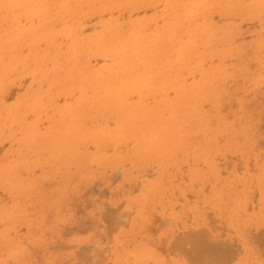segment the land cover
<instances>
[{"label": "rangeland", "instance_id": "rangeland-1", "mask_svg": "<svg viewBox=\"0 0 264 264\" xmlns=\"http://www.w3.org/2000/svg\"><path fill=\"white\" fill-rule=\"evenodd\" d=\"M0 13V264H192L188 234L264 264V0Z\"/></svg>", "mask_w": 264, "mask_h": 264}, {"label": "bare ground", "instance_id": "bare-ground-1", "mask_svg": "<svg viewBox=\"0 0 264 264\" xmlns=\"http://www.w3.org/2000/svg\"><path fill=\"white\" fill-rule=\"evenodd\" d=\"M96 4H97V3H96ZM62 7H63V6H62ZM159 8H160V6H159ZM179 8H180V7H179ZM14 12H15V11H14ZM150 12H151V11H150ZM140 13H143V12H140ZM146 13H148V12H146ZM158 13H159V12H158ZM0 14H1V13H0ZM107 15H108V14H107ZM113 15H114V14H113ZM139 15H140V14H139ZM125 16H126V15H125ZM132 16H133V15H132ZM104 17H105V15H104ZM105 18H106V17H105ZM95 19H96V18H95ZM213 19H217V18L215 17V18H213ZM119 20H120V18H119ZM86 23H87V22H86ZM159 23H160V22H159ZM255 24H256V22H255ZM3 26H4V25H3ZM25 26H26V25H25ZM252 26H255V25L253 24ZM243 27H244V25H243ZM256 27H257V26H256ZM20 28H21V26L19 27L18 30H20ZM90 30H91V29H90ZM15 31H17V30H15ZM86 31H88V30H86ZM86 31H83V32H86ZM13 32H14V31H13ZM98 61H100V60H98ZM150 65H151V64H150ZM140 66H142V64H141ZM140 66H139V69H142V68H140ZM129 68H130V67H129ZM129 68L127 67V68H125V70H126V71H129ZM149 68H150V70H151V66H150ZM127 69H128V70H127ZM135 71H136V70H135ZM153 71L155 72V70H153ZM139 72H141V71L139 70ZM151 72H152V71H151ZM151 72L149 71V73H151ZM146 73H147V72H146ZM131 74H132V73H131ZM151 74H152V73H151ZM127 75H129V74H127ZM117 76H118V74H117ZM131 76H132V75H131ZM131 76H129V77L127 76V78H131ZM115 77H116V76H115ZM118 77H119V76H118ZM132 77H134V75H133ZM134 79H135V78H134ZM132 80H133V79H132ZM129 81H130V80H129ZM26 82H27V81H26ZM26 82H25V83H26ZM130 82H131V81H130ZM140 85H141V84H140ZM124 86H126V87H124ZM124 86H122V87L126 89V88H127V85H124ZM128 86L130 87V85H128ZM134 86L136 87V85H134ZM138 87H140V86L138 85ZM119 88H120V86H118L117 89H119ZM132 88H133V87H132ZM145 88H146V87H145ZM148 88H149V87H148ZM127 89H129V88H127ZM139 89H140V88H139ZM149 89H150V88H149ZM149 89H148V90H149ZM14 90H15V89H14ZM14 90H13V91H14ZM109 90H110V89H109ZM112 90H113V89H112ZM135 90H136V89H135ZM146 90H147V88H146ZM152 90H153V89H152ZM120 91H121V90H120ZM129 91H130V90H129ZM156 91H157V90H156ZM174 91H175V90H174ZM118 92H119V91H118ZM136 92H137V90H136ZM148 92H149V91H148ZM150 92H151V91H150ZM150 92H149V93H150ZM152 92H153V91H152ZM152 92H151V93H152ZM12 93H13V92H12ZM120 93H121V92H119V94H120ZM133 93H134V92H133ZM138 93H139V92H138ZM138 93H136V94H138ZM143 93H144V92H143ZM149 93H148V94H149ZM171 93H172V92H171ZM171 93H170V94H171ZM127 94H128V92H127ZM131 94H132V93H131ZM146 94H147V93H146ZM170 94H169V95H170ZM121 95H122V94H121ZM124 95H125V94H124ZM133 95H134V94H133ZM139 95H140V93H139ZM171 95H172V94H171ZM171 95H170V96H171ZM125 96H126V95H125ZM130 96H131V95H128V97H130ZM136 96H137V95H136ZM140 96L142 97V95H140ZM148 96H149V95H148ZM152 96H153V95H152ZM170 96H169V97H170ZM197 96H198V95H197ZM11 97H12V96H11ZM114 97H115V96H114ZM120 97H124V96L122 95V96H120ZM120 97H117V98H120ZM146 97H147V96H146ZM153 97H154V96H153ZM169 97H168V98H169ZM125 98H126V97H125ZM125 98H124V99H125ZM137 98H138V97H137ZM137 98H136V99H137ZM143 98H144V97H142V98H140V99L142 100ZM147 98H148V97H147ZM8 99L11 100V99H10V96H9ZM8 99H5V100H8ZM132 99H133V97L131 96L129 100L132 101ZM134 99H135V98H134ZM134 99H133V100H134ZM138 99H139V98H138ZM138 99H137V100H138ZM67 100H68V99H67ZM125 100H127V99H125ZM137 100H136V101H137ZM150 100H152V97H151ZM156 100H157V99H156ZM156 100L153 101V103L156 102ZM117 101H119V100H117ZM142 101H143V100H142ZM144 101H145V100H144ZM144 101H143V102H144ZM60 102H61V101H60ZM146 102H148V101H146ZM146 102H144V103H146ZM117 103H118V102H117ZM130 103H131V102H130ZM119 104H120V103H119ZM132 104H133V103H132ZM142 104H143V103H141V105H142ZM154 104H155V103H154ZM133 105H134V104H133ZM149 105H150V104H149ZM149 105H148V108H150ZM92 106H94V105H92ZM116 106H117V105H116ZM131 106H132V105H131ZM157 106H158V105H157ZM151 107H153V108L155 109V105H153V106H151ZM146 110H148V109H146ZM84 112H85V111H84ZM28 118H29V117H28ZM107 129L109 130V128H107ZM114 129H115V128H114ZM116 130H118V131H116V132H120V131H121L120 129H116ZM100 131H101V130H100ZM100 131H98V132H100ZM105 131H106V130H105ZM102 132H103V131H102ZM107 132H108V131H107ZM110 132H111V130H110ZM110 132H108L109 135H110ZM113 132H114V131H113ZM116 132H114V133H116ZM122 132H123V131H122ZM94 133H95V132H94ZM96 133H97V132H96ZM104 133L106 134V132H104ZM120 133H121V132H120ZM92 135H93V133H91V137H90V138H92ZM100 135H101V134H100ZM109 135H107L106 137H108ZM116 135H117V134H116ZM116 135H115V137H114V136H112V137H114V138L119 137V136H116ZM120 135H121V134H120ZM96 136H98V138H99V133L96 134ZM102 137H103V136H102ZM114 138H113V139H114ZM121 138H122V136H121ZM99 139H100V141H102V140H101V137H100ZM108 139H110V138H108ZM113 139H112V140H113ZM92 140H93V141H91V142H94L95 139L92 138ZM116 140H117V139H116ZM116 140H115V141H116ZM121 140H122V139H121ZM77 141H78V140H77ZM87 141L89 142V140H87ZM87 141H86V143H88ZM100 141H99V142H100ZM109 141H110V140H109ZM115 141H114V142H115ZM133 141H134V140H133ZM133 141H131V142H133ZM131 142H130L129 144H131V146H132V143H131ZM95 143L97 144V142H94V144H95ZM101 143H102V142H101ZM104 143H105V142H104ZM104 143H103L102 145H104ZM107 143H108V142H107ZM109 143H110V142H109ZM117 143H119V141H118ZM122 143H123V142H122ZM125 143H126V142H125ZM139 143H140V142H138V144H139ZM89 144H90V143H89ZM99 144H100V143H99ZM123 144H124V143H123ZM129 144H128V145H129ZM111 145H112V142H111ZM114 145H116V144L114 143ZM139 145H140V144H139ZM139 145H138V147H139ZM106 146H107V145H106ZM108 146H109V147H106V150L109 149V148L111 147L110 144H108ZM131 146H130V147H131ZM101 147H102V146H101ZM117 147H118V146H117ZM119 147H120V145H119ZM125 147H126V146H125ZM125 147H124V149H126ZM127 147L129 148V146H127ZM90 148H91V147H90ZM90 148H89V149H90ZM135 148H137V147H135ZM96 149L98 150V148H96ZM99 149H100V148H99ZM101 149H102V148H101ZM101 149H100V151H102ZM111 149H112V148H111ZM116 149H117V148H116ZM133 149H134V148H133ZM93 150H95L94 147H93ZM104 150H105V149H104ZM104 150H103V151H104ZM112 150H113V149H112ZM114 150H115V149H114ZM130 150H132V148H130ZM107 151H108V150H107ZM107 151H106V152H107ZM132 151H134V150H132ZM132 151H131V152H132ZM92 152H93V151H92ZM114 152H115V151H114ZM123 152H125V151L123 150ZM127 152H128V151H127ZM127 152H126V153H127ZM102 153H103V152H102ZM115 153H116V152H115ZM121 153H122V152H121ZM128 153H130V152H128ZM132 153H133V152H132ZM99 154H100V152H99ZM108 154H109V153H108ZM117 154H118V153H117ZM130 154H131V153H130ZM121 155H122V154H121ZM123 155H124V154H123ZM127 155H128V154H127ZM110 156H111V155H110ZM114 156H115V155H114ZM91 157H92V155H91ZM93 157H94V156H93ZM95 157H96V154H95ZM115 157H116V156H115ZM115 157H114V158H115ZM108 158H109V157H108ZM111 158H112V157H111ZM116 158H117V157H116ZM116 158H115V159H116ZM139 158H140V157H139ZM126 159H127V158H126ZM137 159H138V158H137ZM142 159H143V157H142ZM116 160H117V159H116ZM138 160H139V159H138ZM100 161H101V160H100ZM105 161H106V160H105ZM111 161H112V160H111ZM111 161H110V162H111ZM113 161H114V160H113ZM110 162H109V164H110ZM114 162H116V161H114ZM125 162H126V160H125ZM101 163H102V162H101ZM122 163H123V162H122ZM119 164H120V163H119ZM228 165H229V164H228ZM250 165H251V164H250ZM123 166H124V165H123ZM119 167H120V165L118 166V169H119ZM251 167H252V166H251ZM121 168H122V166H121ZM237 170H238V168H237ZM147 171H148V170H147ZM36 172H37V171H36ZM136 172H137V171H136ZM116 173H117V172H116ZM116 173H113V174H114L113 177H112V176L110 177L111 180L114 179V176L118 174V173H117V174H116ZM134 173H135V172H134ZM135 174H136V173H135ZM115 177H116V176H115ZM118 177H119V176H118ZM118 177H117V178H118ZM136 178H137V177H136ZM109 180H110V179H109ZM20 182H21V181H20ZM98 184H99V183H98ZM94 185H97V184L94 183ZM99 186H100V185H99ZM93 187H94V186H93ZM95 188H96V187H95ZM73 190H74V189H73ZM90 190H91V189H90ZM95 190H96V189H95ZM86 193H88V192L86 191ZM91 193H92V191H91ZM96 193H97V192H96ZM74 196H75V195H74ZM83 196H84V194H83ZM82 198H83V197H82ZM99 198H101V197H99ZM97 203H98V202H97ZM105 205H107V203H105ZM123 205H124V204H123ZM119 207H120V205H119ZM120 208H122V205H121ZM120 208H119V209H120ZM105 209H107L106 212L108 211V215H107V216H105L104 214H103V215L105 216L104 218L107 217L108 221H107V220H104V221L106 222V224H107V222H108V224L110 225V222H112V221L109 222V220L114 218L113 215H116V212H114L115 214L113 213V214L111 215V214H110V213H111L110 211H114V209H113V210H112L111 208H105ZM105 209L103 208V210H105ZM110 209H111V210H110ZM119 209H116V211L119 210ZM249 209H250V208H249ZM249 209H248V211H249ZM109 212H110V213H109ZM109 214H110V217L112 216L111 218H108V217H109ZM124 214H125V215H122L123 218H122V216H121L120 219H121V221H122V220H125V221H122L121 224H123V222H125L124 224H126V223L128 222L127 220L129 219V218H127V217L130 216V214H128L129 216H128L126 213H124ZM103 215H102V216H103ZM126 215H127V216H126ZM124 216H125L126 218H125ZM124 218H125V219H124ZM100 219H102V218H100ZM114 220H116V221H114V223L117 222V223H118L117 225L120 224V223H119V220L117 221V216H116V219L114 218ZM106 224H105V225H106ZM111 224H112V223H111ZM121 224H120V225H121ZM124 224H123V226H124ZM109 225H108V226H109ZM115 225H116V224H115ZM120 225H119V226H120ZM125 226H127V224H126ZM208 226L210 227L211 224L209 223ZM112 228H113V227H112ZM114 228H115V227H114ZM116 229H117V228H116ZM106 230H107V229H106ZM152 230H153V229L151 228L150 231H152ZM156 231H157V230H156ZM212 231H213V230H212ZM106 232H107V231H106ZM154 232H155V231H153V233H154ZM158 232H159V229H158ZM158 232H157V233H158ZM108 233H109V232H108ZM111 234L115 235V233H111ZM155 234H156V233H155ZM259 234H260V233H259ZM263 234H264V233H263ZM263 234H261V235H263ZM107 235H108V234H107ZM183 235H185V234H183ZM109 236H110V234H109ZM111 236H112V235H111ZM187 236H189V237L185 239V238H184L185 236H184V237H183V240H182V237H180L181 240H180L179 237H178L179 240L176 239L177 237H176L175 239L177 240V243H178V241L183 242L184 240H186V241H184L183 243L186 242L189 246H190V245H193V247H194V251L192 250L193 248H192L191 246H190V247H191L190 250H192V251L194 252V254H195L194 258H195L197 261H196L193 257H191V256L193 255V253H192V255H189V254H188V253L191 254V251H190V250H187L188 252H187V251L185 252V253H187V255H188V258H187V256H186V258H187L188 260H190V258H192L190 261H194V260H195L194 263H195V262L197 263V262L199 261V262H200L199 264H217V263H218V264H221V261L225 259V258L222 257L221 255L224 256V255H225V251H226L227 249L224 251V249H223L221 246H215V244H214V246H213V245H210V246H209V243H207L208 245H206V243L204 244V243H203L204 240H203V242L201 241V239H202L201 235H200V236L194 235V238H193V236L191 237L190 234H188ZM195 236H197V238H196ZM253 236H254V235H253ZM253 236H252V237H253ZM255 236H256V235H255ZM198 237H201V239H198ZM263 237H264V236H263ZM195 238H196V239H195ZM254 239H255V238L253 237V241H255ZM260 240H261L260 238H259V240H258V238H257V241H260ZM160 241H161V240H160ZM163 241H164V240H163ZM187 241H189V242H187ZM257 241H256V242H257ZM175 242H176V241H175ZM175 242H174V244H173L174 246L176 245ZM256 242H254V243L256 244ZM189 243H191V244H189ZM258 243H259V242H257V244H258ZM187 244H186V245H187ZM259 244H260V243H259ZM259 244H258V245H259ZM173 245H172V246H173ZM177 245H178V246H177ZM177 245H176V247H177V248L179 247L180 250L178 249V251H176V252H181V251H182V253H184L183 251L186 250V247L184 246V244L182 245V243H181V244H177ZM260 245H261V244H260ZM260 245H259V246H260ZM180 246H181V247L184 246L185 248L183 247V249H182V248H180ZM211 246H213V247H211ZM176 247H173V248H176ZM214 247H215V249H214ZM217 247H218V248L221 247V248H219V249H220V250L222 249L221 251H224V253H222L220 250H219V252H218V250H217L218 248H217ZM260 247H261V246H260ZM260 247H259V249H261ZM262 247H263V246H262ZM88 248H89V251H90L91 247H88ZM88 248H87V249H88ZM177 248H176V249H177ZM263 248H264V247H263ZM176 249H174V250H176ZM81 250L83 251V249H80V251H77V252H78L77 254L81 253ZM84 250H86V249H84ZM216 250H217V251H216ZM262 250L264 251V249H262ZM89 251H88V252L86 251V253H90ZM189 251H190V252H189ZM260 251H261V250H260ZM83 252L85 253V251H83ZM94 252H97V250L95 249ZM216 252H218V254H217ZM220 252L222 253L221 255H220ZM226 252H228V251H226ZM86 253H85V254H86ZM97 253H98V252H97ZM185 253H184V255H186ZM215 253H216V255H215ZM228 253H231V252H228ZM79 255H80V254H79ZM79 255H76V256L79 257ZM81 255H82V254H81ZM81 255H80V256H81ZM96 255H97V254H96ZM98 255H99V253H98ZM218 255H219V258H218L219 261L216 259ZM181 256H182V255H181ZM93 257H94V256H93ZM101 257H102V255H101V253H100V257H98V258H100L101 261H100V259H99V262H102V258H101ZM189 257H190V258H189ZM220 257L223 258V259H221ZM103 259H104V258H103ZM220 259H221V260H220ZM96 260H97V259H96ZM215 260H217L218 262L215 261ZM227 260H228V259H227ZM214 261H215V262H214ZM88 262H90V261H88ZM88 262H87V264H89ZM96 262H98V261H95V264H96ZM103 262H104V261H103ZM219 262H220V263H219ZM222 262H223V261H222ZM187 263H190V262H187ZM194 263L192 262V264H194ZM196 263H195V264H196ZM84 264H85V263H84ZM97 264H99V263H97ZM100 264H101V263H100ZM109 264H110V263H109ZM197 264H198V263H197ZM222 264H224V263H222Z\"/></svg>", "mask_w": 264, "mask_h": 264}]
</instances>
